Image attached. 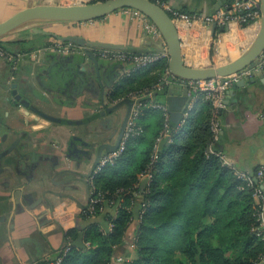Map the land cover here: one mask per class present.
I'll list each match as a JSON object with an SVG mask.
<instances>
[{
  "label": "crops",
  "instance_id": "obj_1",
  "mask_svg": "<svg viewBox=\"0 0 264 264\" xmlns=\"http://www.w3.org/2000/svg\"><path fill=\"white\" fill-rule=\"evenodd\" d=\"M29 1L0 0V20ZM168 1L181 11L211 14L232 0ZM9 11L13 12L7 15ZM149 21L141 10L123 7L95 19L37 23L0 38L1 46L24 54L17 67L0 55V264H31L56 258L68 245H76L80 231L84 239L89 223L106 224L105 214H117L118 208L107 203L101 212L88 218L83 214L102 158L123 137L121 130L129 107L126 98L134 106L135 98L131 93L127 95L126 89L117 95L112 92L124 79L144 84L163 74L158 86L151 84L148 91L149 87L143 89L142 109H156L144 115L142 122L149 125L163 115V109L153 104L166 105L173 115L170 97L177 100L184 95L185 87L163 81L167 55L137 66L101 54L103 50L169 53L164 36L150 29ZM176 24L185 61L197 66H207L202 64L211 57L212 45L230 57L245 50L259 29V25L238 22L223 30L221 25L214 28L213 24L198 21L190 26ZM40 29L62 36L77 35L85 44ZM56 42H72L76 49H45ZM241 79L245 82L239 83ZM241 79L226 87L224 106L216 113L213 102L208 107L205 101L195 111L215 118L221 126L211 150L224 152L233 168L256 177L264 166V67L254 76ZM190 99L188 92L181 115L174 116H189L199 99L209 98H196L189 108ZM138 178L144 190L151 175L141 171ZM257 182L264 188V178ZM141 200L142 194H136V204ZM138 220L139 213L127 235Z\"/></svg>",
  "mask_w": 264,
  "mask_h": 264
},
{
  "label": "trees",
  "instance_id": "obj_2",
  "mask_svg": "<svg viewBox=\"0 0 264 264\" xmlns=\"http://www.w3.org/2000/svg\"><path fill=\"white\" fill-rule=\"evenodd\" d=\"M162 76L144 84L124 79L112 94L122 89L127 95L146 87L148 91ZM204 101L210 107L212 101L199 99L189 116L170 115V139L158 140L165 117L144 124V115L156 109L141 110L137 119L141 128L93 179L94 190L105 196L103 204L116 206L117 214H105L106 224L89 223L85 247L71 245L61 264H111L115 246L125 240L137 215L138 193L142 194L134 237L138 255L126 264H264V238L255 230L260 222L255 188L211 150L212 120L195 111ZM141 171L151 175L144 190L139 186ZM100 206L99 202L95 214L101 212Z\"/></svg>",
  "mask_w": 264,
  "mask_h": 264
},
{
  "label": "built area",
  "instance_id": "obj_3",
  "mask_svg": "<svg viewBox=\"0 0 264 264\" xmlns=\"http://www.w3.org/2000/svg\"><path fill=\"white\" fill-rule=\"evenodd\" d=\"M154 1H156L163 8H165L174 18L176 23L183 22L185 24H188L189 26L196 21L209 25L228 24L229 26L232 22H238L240 25H245V26L251 24L259 25L262 16L261 7H260L261 0H232L227 5V7L219 9L218 11L211 14H191L177 9L168 0H154ZM148 27L150 29L160 32V30L153 21H149ZM50 47H52L55 50L64 51V52L72 51L76 49V46L72 42L69 43L56 42L53 45H48L47 47H45V49L46 48L48 49ZM101 54L103 56L118 61L133 62L137 66H143L149 64L150 62L165 55L169 56V53L167 51L165 53L154 54V53H145V52L103 50ZM0 55L5 59L9 60L13 64V66L17 67L19 60L24 54L21 52L15 53L5 48L4 46L0 45ZM32 55L35 56L36 54L33 53ZM263 67H264V58L250 66H247L229 75L216 76V77L204 78V79H185L171 73L169 69H167L163 81L166 83L170 82L173 84H179L183 87L188 88L189 93H191V99L189 100L187 107L191 108L194 105L196 98L198 100L203 96L212 100L216 113L221 107L224 106L225 89L230 83H233L241 78L254 76V74ZM158 84L159 83L155 84L154 86H158ZM145 91L146 90H137L131 92L132 94L131 96L135 98V101H134V106L132 108L131 116L127 122L126 129L124 131L121 142L117 148L111 150L110 152L104 155L100 167H102L106 163H113L114 160L123 152L125 148L126 140L129 137V135L133 132H137V130L141 128L140 125H137V119L145 104L144 101L141 99V97L145 94ZM153 105L161 107L163 109V115L165 117V125L163 130L161 131L160 136L158 137V140L162 138L170 139L171 138V128L169 123L170 111L168 110V107L164 104L155 103ZM187 113L188 110H186L185 114ZM220 129L221 126L219 122L215 120V118H213L211 122V130L213 132L214 140L215 138L218 137L220 133ZM212 151L217 152L223 163L231 166L224 152L219 150H212ZM234 170L238 177H240L243 180H246L249 185L254 186L255 188L254 196L260 204V209H259L260 222L256 226L255 230L257 231L258 235L264 238V214H263L264 188L258 185L257 186L254 185L253 181H256L255 176L243 171H238L235 168ZM256 177L258 179L264 178V166H262L258 170ZM105 200L106 199L104 194L102 192H96L93 188L92 196L89 205L85 210V213L95 214L94 212L97 209V205L99 204V202L101 203L99 209L102 210L105 207V205L103 204ZM111 227H112V223H109V228ZM70 248L71 245H68L65 251L56 258H43L42 260L35 261L31 264H61L64 254H66Z\"/></svg>",
  "mask_w": 264,
  "mask_h": 264
},
{
  "label": "water",
  "instance_id": "obj_4",
  "mask_svg": "<svg viewBox=\"0 0 264 264\" xmlns=\"http://www.w3.org/2000/svg\"><path fill=\"white\" fill-rule=\"evenodd\" d=\"M123 7H133L141 10L156 24L168 44V69L171 73L182 78L204 79L229 75L256 63L264 57V0H261L260 3L262 16L259 29L251 43L236 58L216 65L197 66L186 63L182 50L181 37L174 18L165 8L154 0H96L76 3H52L43 2V0H30L26 6L0 20V38L32 23L37 24L49 21H84L105 16ZM213 26L215 28L217 24H213ZM225 26L228 27L227 24L221 25V29L223 30ZM36 29L38 30L39 28ZM40 30L63 40H77L81 44H85V42H83V40L77 35L62 36L53 32H48L47 30ZM87 52L93 58H97L92 50L88 49ZM243 82H245L244 79L239 81V83ZM188 92V88L185 87L184 95L181 98L176 100L175 98L170 97L171 106L175 109L173 115H181L182 112L180 109L183 108L187 101ZM126 100L129 102V107L124 119L121 136H123L126 129L133 107V101L130 98H126ZM48 117L53 118L52 116ZM118 146L119 142L109 150H114ZM255 180L258 181L259 179L255 177ZM75 244L82 248L85 247L83 231H80Z\"/></svg>",
  "mask_w": 264,
  "mask_h": 264
},
{
  "label": "rangeland",
  "instance_id": "obj_5",
  "mask_svg": "<svg viewBox=\"0 0 264 264\" xmlns=\"http://www.w3.org/2000/svg\"><path fill=\"white\" fill-rule=\"evenodd\" d=\"M77 1L78 0H43V2H52V3H55V2L56 3H76ZM89 1H91V0H89ZM19 7L21 8L22 6H19ZM19 7H16L15 9H19ZM12 12H10V11L7 12V15L12 13ZM34 25L35 24L32 23V24L26 25L24 27L26 29H29V28H32V26H34ZM17 30H19V29H17ZM15 32H17V31H14L12 33H15ZM243 51L244 50L236 52L232 57L224 56L223 54H220L212 45L211 52H210L211 57L209 59H207L205 61V63L202 65L208 66V65H216L219 63H225L227 61H230L231 59L236 58ZM190 65H195V64L193 63ZM138 208H139V204H136L134 207V211L136 214L138 212ZM102 229H104V228H102ZM135 230H136L135 228L134 229L132 228V230L130 231V233L128 235L126 233L125 240L115 246L114 256H113V259L111 261V264H126V261L133 260L134 258H136V256L138 255V253H137L138 247L136 246V241L134 240V237L136 236Z\"/></svg>",
  "mask_w": 264,
  "mask_h": 264
}]
</instances>
